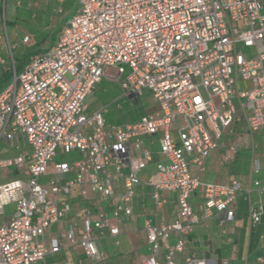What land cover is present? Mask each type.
I'll use <instances>...</instances> for the list:
<instances>
[{"label":"built area","instance_id":"2783aa9c","mask_svg":"<svg viewBox=\"0 0 264 264\" xmlns=\"http://www.w3.org/2000/svg\"><path fill=\"white\" fill-rule=\"evenodd\" d=\"M79 5L54 47L33 57L21 73L14 69L0 92V264H73L49 263L47 257L76 244L91 263L106 262L100 242L119 236L120 224L133 215L138 186L152 189L160 216L163 192L177 193L179 205L172 223L145 221L150 253L140 264H179L180 254L184 264H217L191 254L188 236L200 219L233 222L242 184L202 182L191 165L204 171L211 152L222 148L230 163L264 130V0H79ZM6 28L0 8V39ZM111 69L124 97L138 99L147 90L158 111L116 126L106 123L102 110L88 114L87 97ZM156 135L166 161L142 181L140 174L154 159L143 139ZM226 136L235 138L228 147ZM58 149L81 157L57 164L54 177L41 183ZM261 171L253 158L251 174ZM116 179L123 192L113 200ZM252 184L264 195L260 180ZM74 189L86 203L82 219L48 249L45 235L70 213ZM95 195L110 203L111 213L95 207ZM263 215L262 202L251 206V229ZM257 261L264 264V253Z\"/></svg>","mask_w":264,"mask_h":264},{"label":"crops","instance_id":"0c3cea01","mask_svg":"<svg viewBox=\"0 0 264 264\" xmlns=\"http://www.w3.org/2000/svg\"><path fill=\"white\" fill-rule=\"evenodd\" d=\"M71 1L73 0H0V8L5 14L7 24L4 34L10 41L11 51L14 47L16 48L17 42L21 39L32 51H42L36 56L52 49L56 42L46 48L43 42L34 41L31 34L38 31L35 28L48 21L52 14H64L65 10L62 7L69 6ZM16 22L27 24L29 30L21 28ZM65 23L66 20L62 19L60 31ZM9 26H12L10 31L8 30ZM26 39L28 41H25ZM41 45L43 46L41 47ZM87 106L88 113L90 106L88 104ZM157 111L158 107L154 103L143 116ZM180 122L181 120H178L177 123ZM174 135L176 137L175 132ZM234 140V137L226 136L223 142L228 147ZM143 147L153 152L154 159L149 166H153L154 171H156V164L166 161L160 153L159 136L144 138ZM24 148L29 149L26 145ZM224 150L225 148H222L211 152L205 162L204 171L200 172L195 165H191V172L198 176L202 182L223 185L236 179L241 182L243 192L234 207L235 219L233 222L226 223H221L217 216L212 219H200L195 224L193 233L188 236L187 249L191 254H196L198 257L215 259L217 264H224V262L227 264H262L257 261V258L264 253V215L262 223L251 229L249 214L251 206L255 207L260 202L264 205V195L260 196L257 188L252 184L254 180H260L264 184V130L255 135L253 146H243L230 163H225L223 160ZM253 158H258L261 162L262 171L258 175L251 174ZM146 169L140 174L146 176L145 178L140 177L142 181H146L155 173L150 175V172H145ZM122 192V181L116 179L113 200H117ZM151 194V188L137 187L133 202V215L120 224L119 236L117 238L107 237L100 242V248L107 257V261L101 264H140L141 259L149 255L150 251L145 232V221L151 220L152 224L157 226L162 223V220L169 224L178 219L177 193H162V197L166 200L162 216L155 210ZM92 198L95 207H101L108 213L112 212L113 207L104 198L96 195ZM68 202L72 207L68 216L53 225L45 235L44 241L48 249H50L52 240L60 239L69 230L73 221L80 222L82 219V211L86 203L79 197L78 189H74L68 198ZM199 202L200 191L196 192L193 197L195 210H197L196 207ZM8 210H12V207H9ZM175 240V237H172L168 243L172 245ZM117 241L118 245L116 244ZM47 261L49 263L67 261L73 264H94L85 257L83 249L78 244L64 245L60 252L49 254ZM178 262L184 264V255H178Z\"/></svg>","mask_w":264,"mask_h":264},{"label":"rangeland","instance_id":"374dc122","mask_svg":"<svg viewBox=\"0 0 264 264\" xmlns=\"http://www.w3.org/2000/svg\"><path fill=\"white\" fill-rule=\"evenodd\" d=\"M71 5V7H70ZM69 6L62 7L65 10L64 14L55 13L52 14L48 21H45L42 25H39L38 31L31 34L34 41L39 43L43 42L46 48L51 46L59 37L60 28L62 26V19H70L79 9V0L71 1ZM264 14V11H263ZM21 28L29 30L28 25L25 23L16 22ZM12 26L8 27L10 31ZM32 32V31H31ZM5 33V32H4ZM14 42L13 40H11ZM41 45V47L43 46ZM40 47V48H41ZM32 52V49L28 48L26 44L21 40L17 42L16 48L12 49L10 46V41L4 34V37L0 39V57L5 60L4 65H0V77L2 76L3 70L7 65H11L14 71L15 64H19L24 60V55ZM117 73L114 69L108 72V76L105 77L101 84L97 85L95 92L89 95L86 99L87 104L90 106V111L88 114L102 110V115L104 120L108 125L116 126L135 122L140 120L141 117L148 112V110L153 106L154 101L152 95L149 91L145 90L143 95L136 98L124 97L123 90L120 85V81L117 80ZM81 155L76 152L65 153L61 149H58L56 156L48 167L47 176L43 177L40 182L46 183L52 179L54 168L59 163H69L72 164L74 161L78 160ZM11 170L16 171V168ZM145 172H150L152 175L155 171L153 166H149ZM140 177L145 178L142 174ZM148 177H150L148 175ZM12 179V178H10ZM150 253V251H149Z\"/></svg>","mask_w":264,"mask_h":264},{"label":"trees","instance_id":"16d2710c","mask_svg":"<svg viewBox=\"0 0 264 264\" xmlns=\"http://www.w3.org/2000/svg\"><path fill=\"white\" fill-rule=\"evenodd\" d=\"M56 41H54L55 43ZM41 50L32 51L31 53L25 54L22 52V54L25 56L24 60L20 62L19 64H15V72L16 74H19L23 71L25 66L30 62V60L36 56L37 53H41ZM14 78V71L12 69V66L9 64L7 65L2 73V76L0 77V92L13 80Z\"/></svg>","mask_w":264,"mask_h":264}]
</instances>
